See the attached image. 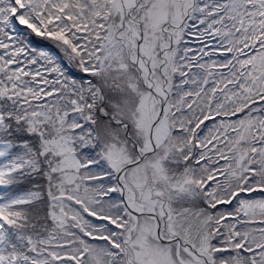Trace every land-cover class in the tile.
I'll list each match as a JSON object with an SVG mask.
<instances>
[{
    "label": "snow or ice",
    "instance_id": "6c2138e0",
    "mask_svg": "<svg viewBox=\"0 0 264 264\" xmlns=\"http://www.w3.org/2000/svg\"><path fill=\"white\" fill-rule=\"evenodd\" d=\"M0 264H264V0H0Z\"/></svg>",
    "mask_w": 264,
    "mask_h": 264
}]
</instances>
